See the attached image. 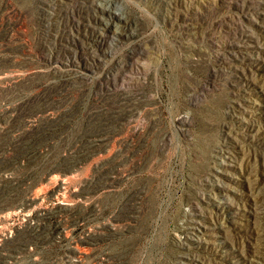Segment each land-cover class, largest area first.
Instances as JSON below:
<instances>
[{
	"label": "rangeland",
	"instance_id": "374dc122",
	"mask_svg": "<svg viewBox=\"0 0 264 264\" xmlns=\"http://www.w3.org/2000/svg\"><path fill=\"white\" fill-rule=\"evenodd\" d=\"M83 1L49 18L40 0H0V183H16L0 195V245L17 250L1 263L264 264V0H108L131 16L120 40L89 23ZM48 25L80 38L66 76L47 65ZM114 69L123 80L108 87ZM107 92L134 109L73 161L100 132ZM24 202L37 224L6 215Z\"/></svg>",
	"mask_w": 264,
	"mask_h": 264
},
{
	"label": "bare ground",
	"instance_id": "6f19581e",
	"mask_svg": "<svg viewBox=\"0 0 264 264\" xmlns=\"http://www.w3.org/2000/svg\"><path fill=\"white\" fill-rule=\"evenodd\" d=\"M36 1V0H35ZM41 1V3L43 4V8H44V10L46 11V15H48V17L50 16V15H52V14H56L59 10H61L60 9V7L62 6V3L64 2V0H40ZM81 1H83V0H81ZM87 1V0H86ZM107 1V2H106ZM110 1V0H109ZM256 1V0H255ZM76 3H77V1H75ZM79 2V1H78ZM84 2V1H83ZM229 2V1H228ZM231 2V1H230ZM35 3V2H34ZM66 3V2H65ZM108 3V0H92V2H91V11H92V14H90V16H89V18H87L88 20H89V23L91 22L92 24L91 25H93L95 28H97L98 29V31L102 34V35H104V36H109L112 40H120L121 38H123V37H125V35H128L133 29L130 27V26H128V21H129V19L131 18V16H130V13L129 12H127V10H126V8L124 7L123 8V6H121L120 4H116L115 3V5H111V4H107ZM232 3V2H231ZM41 4V5H42ZM67 4V3H66ZM86 4V3H85ZM87 4H89L88 2H87ZM230 4V3H229ZM239 4V3H238ZM262 4V3H261ZM261 4H260V2H254L253 4H249V8L251 9V11H256V12H259L260 13V10L258 11V9L259 8H261L262 6H261ZM73 5V4H72ZM37 6H38V4H37ZM68 6V5H67ZM87 6V5H86ZM229 6H231V5H229ZM248 6V5H247ZM38 7H41V6H38ZM66 7V6H65ZM70 7H71V5H70ZM69 7V8H70ZM216 7V6H215ZM36 8V7H35ZM67 8V7H66ZM223 8V7H222ZM221 8V9H222ZM241 8V7H240ZM243 8V7H242ZM64 9V8H63ZM77 9V8H76ZM230 9V8H229ZM232 9V8H231ZM37 10V9H36ZM68 10V9H67ZM217 10H219V9H217ZM225 11H227V10H225ZM40 12V11H39ZM72 12V11H71ZM70 12V13H71ZM216 12V11H215ZM264 12V11H263ZM40 13H42V12H40ZM66 13H67V11H66ZM77 13V12H76ZM87 13V12H86ZM129 13V14H128ZM61 14V13H60ZM68 14V13H67ZM72 14V13H71ZM89 14V13H88ZM197 14V13H196ZM218 14V13H217ZM261 14H262V12H261ZM39 15V14H38ZM43 15L44 14H42V18H43ZM82 15V14H81ZM188 15V14H187ZM206 15V14H205ZM208 15V14H207ZM247 15V14H246ZM264 15V14H263ZM69 16V15H68ZM76 16V15H75ZM184 16V15H183ZM197 16H199V15H197ZM215 16V15H214ZM219 16V15H218ZM52 17V16H51ZM51 17H49V18H51ZM63 16H61V18H62ZM77 17V16H76ZM75 17V18H76ZM202 17V16H201ZM60 18V17H59ZM184 18V17H183ZM190 18V17H189ZM188 18V19H189ZM196 18V17H195ZM198 18H200V17H198ZM212 18V17H211ZM217 18V17H216ZM39 19H40V17H39ZM187 19V18H186ZM202 19V18H201ZM46 20V19H45ZM50 20H52V19H50ZM60 20H62V19H60ZM66 20V19H65ZM71 20V19H70ZM83 20V19H82ZM197 20V19H196ZM252 20V19H251ZM262 20V19H261ZM56 21V20H55ZM69 21V20H68ZM72 21V20H71ZM134 21H138V19L137 20H134ZM187 21V20H186ZM189 21V20H188ZM212 21V20H211ZM250 21V20H249ZM248 21V22H249ZM53 22V21H52ZM51 22V23H52ZM57 22V21H56ZM76 22V21H75ZM79 22V21H78ZM130 22H131V20H130ZM210 22V21H209ZM208 22V23H209ZM221 22V21H220ZM59 23V22H58ZM88 23V24H89ZM182 23V22H181ZM186 23V22H185ZM189 23V22H188ZM212 23V22H211ZM226 23V22H225ZM238 23V22H237ZM250 23V22H249ZM45 24H47V23H45ZM49 24V23H48ZM130 24V23H129ZM135 24V23H134ZM196 24V23H195ZM198 24V23H197ZM210 24V23H209ZM208 24V25H209ZM219 24V23H218ZM236 24V23H235ZM61 25V24H60ZM75 25V24H74ZM78 25V24H77ZM80 25V24H79ZM78 25V26H79ZM84 25H86V24H84ZM202 25V24H201ZM49 26V25H48ZM47 26V27H48ZM77 26V27H78ZM134 26H136V25H134ZM140 26V25H139ZM188 26H190V25H188ZM204 26V25H203ZM207 26V25H206ZM50 28H51V26H49ZM58 27V26H57ZM92 27V26H91ZM133 27V26H132ZM185 27V26H184ZM192 27V26H191ZM202 27V26H201ZM225 27V26H224ZM44 28V27H43ZM137 28V27H136ZM188 28V27H187ZM190 28V27H189ZM188 28V29H189ZM198 28H200V26H198ZM203 28V27H202ZM216 28V27H215ZM49 29V28H48ZM63 28H56V27H52L51 29H49V32H48V35L50 36V39H51V44L49 45L48 44V42H47V44L49 45V49H50V53H47V55H46V57H47V59H46V61H47V65H49V66H51V69H52V67H54L55 69L53 70V72H52V74L54 73L55 75H57V76H63V75H65V74H67V73H70V71H72L73 69H75L74 68V65H76V58L78 57V43H79V36H78V34H77V32H75L74 30H73V32H71V30H72V28H71V30H70V33L69 32H66L65 30H62ZM64 29H66V28H64ZM77 29V28H76ZM84 29H85V26H84ZM92 29H93V27H92ZM96 29V30H97ZM195 29V28H194ZM214 29V28H213ZM221 29V28H220ZM228 29H229V27H228ZM243 29V28H242ZM85 30H89V29H85ZM95 30V31H96ZM238 30H239V28H238ZM241 30V29H240ZM249 30H250V28H249ZM79 31V30H78ZM97 31V32H98ZM137 31V30H136ZM202 31V30H201ZM214 31V30H213ZM218 31V30H217ZM92 32V31H91ZM96 32V33H97ZM184 32V31H183ZM188 32V31H187ZM223 32V31H222ZM232 32V31H231ZM189 33V32H188ZM213 33V32H212ZM236 33V32H235ZM47 34V33H46ZM92 34V33H91ZM248 34V33H247ZM135 35V34H134ZM209 35V34H208ZM47 36V35H46ZM214 36H216V35H214ZM213 36V37H214ZM219 36V35H218ZM227 36V35H226ZM234 36V35H233ZM238 36H239V34H238ZM241 36V35H240ZM239 36V37H240ZM252 36V35H251ZM250 36V37H251ZM87 37V36H86ZM209 37V36H208ZM242 37V36H241ZM47 38V37H46ZM127 38V37H126ZM49 39V40H50ZM81 39H82V37H81ZM85 40H86V38H84ZM97 39V38H96ZM211 39V38H210ZM46 40V39H45ZM107 40V39H106ZM221 40V39H220ZM111 41V40H110ZM263 41V40H262ZM88 42V41H87ZM113 42V41H112ZM117 42V41H116ZM103 43V42H102ZM121 43V42H120ZM217 43V42H216ZM215 43V44H216ZM227 43V42H226ZM229 43V42H228ZM227 43V44H228ZM93 44V43H92ZM117 44V43H116ZM227 44H226V46H227ZM262 44V43H261ZM87 45V44H86ZM218 45V44H217ZM233 45V44H232ZM250 44H248L247 42H244V43H242V46H241V51H242V56L243 57H245L246 56V54H248L249 52H250V49H249V46ZM134 46V45H133ZM140 46V45H139ZM213 46H214V44H213ZM85 46H83V48H84ZM91 47V46H90ZM142 47V46H141ZM225 47V46H224ZM262 48V47H261ZM105 49V48H104ZM141 49H143V47L141 48ZM93 50V51H92ZM96 50V48L95 49H87L86 47H85V49H84V51H85V53L87 54V56L89 57V59H91L90 60V62H91V64L92 65H98L99 64V62H100V60H101V54L99 55L98 53H97V51H95ZM106 50V49H105ZM83 51V50H82ZM83 51V52H84ZM137 51H139V50H137ZM227 51V50H226ZM231 51V50H230ZM82 52V53H83ZM131 52H133V51H131ZM43 53V52H42ZM84 53V54H85ZM231 53V52H230ZM234 53H236V52H234ZM44 54V53H43ZM85 54V55H86ZM228 54V53H227ZM238 54V53H237ZM40 55H42V54H40ZM81 55V54H80ZM83 55V54H82ZM105 55V54H104ZM103 55V56H104ZM126 55V54H125ZM136 55V54H135ZM86 56V57H87ZM131 56V55H130ZM138 56H139V54H137V57H136V59L138 58ZM223 57V56H222ZM234 57V56H233ZM237 57V56H236ZM84 58V57H83ZM106 58V57H105ZM127 58V57H126ZM126 58H125V60H126ZM241 58V57H240ZM250 58V57H249ZM44 59V58H43ZM42 59V60H43ZM88 59V58H87ZM219 59V58H218ZM223 60V59H222ZM237 60V59H236ZM79 61V60H78ZM88 61V60H87ZM128 61V60H127ZM227 61V60H226ZM233 61V60H232ZM231 61V62H232ZM43 62V61H42ZM81 62V61H80ZM86 62V61H85ZM89 62V63H90ZM216 62V61H215ZM218 62V61H217ZM222 62V61H221ZM224 62V61H223ZM222 62V63H223ZM103 63V62H102ZM44 64V63H43ZM90 64V65H91ZM126 64V63H125ZM244 64V63H243ZM86 65V64H85ZM91 65V67H93ZM133 65V64H132ZM117 66H119V64L117 65ZM226 66V65H225ZM121 67V66H120ZM129 67V66H128ZM229 67H230V65H229ZM77 68V67H76ZM116 68V67H115ZM119 68V67H118ZM238 68V67H237ZM120 69V68H119ZM223 69V68H222ZM230 69V68H229ZM47 70H48V67H47ZM126 71H127V69H125ZM232 70V69H231ZM46 71V70H45ZM241 71V70H240ZM221 72V71H220ZM243 72V71H242ZM126 73V72H125ZM129 73H130V70H129ZM222 73V72H221ZM229 73H230V70H229ZM228 73V74H229ZM241 73V72H240ZM51 74V75H52ZM124 74V73H123ZM236 74H238V73H236ZM50 75V76H51ZM55 75H53L54 77H55ZM132 75V74H131ZM46 76V75H45ZM66 76V75H65ZM73 76V75H72ZM120 76H123L117 69H114V71L113 72H111V74L107 77V79H106V84H107V86L109 87L110 85H111V87H112V85H115L116 83H118V81H119V79H120ZM232 76V75H231ZM71 77V76H70ZM135 77V76H134ZM49 78V77H48ZM64 78V77H63ZM82 78V77H81ZM124 78V77H123ZM128 78V77H127ZM136 78V77H135ZM228 78V77H227ZM230 78V77H229ZM228 78V79H229ZM50 79V78H49ZM51 79H52V77H51ZM60 79V78H59ZM71 79V78H70ZM84 79V78H83ZM122 79V78H121ZM120 79V80H121ZM126 79V78H125ZM129 79V78H128ZM147 79H149V78H147ZM224 79H226V78H224ZM232 79V78H231ZM238 79V78H237ZM54 80H55V78H54ZM69 80V79H68ZM82 80V79H81ZM123 80V79H122ZM127 80V79H126ZM140 79H136V81H139ZM234 80V79H233ZM52 81V80H51ZM71 81V80H70ZM77 81V80H76ZM148 81V80H147ZM149 81H152L151 79L149 80ZM229 81V80H228ZM49 82V81H48ZM128 83H132V81H130V80H128L127 81ZM142 82V81H141ZM105 83V82H104ZM119 83H121V82H119ZM126 83V82H125ZM130 83V84H131ZM150 83V82H149ZM133 84V83H132ZM144 84H145V82H144ZM148 84V83H147ZM153 84V83H152ZM228 84V83H227ZM240 84V83H239ZM50 85V84H49ZM64 85V84H63ZM62 85V86H63ZM72 85H73V83H72ZM71 85V86H72ZM75 85V84H74ZM103 85V84H102ZM124 85V84H123ZM150 85V84H149ZM68 86V85H67ZM129 86V85H128ZM145 86H146V84H145ZM231 86V85H230ZM130 87V86H129ZM148 87V86H147ZM153 87V86H152ZM229 87V86H228ZM240 87V86H239ZM68 88V87H67ZM133 88V87H132ZM64 89V88H63ZM100 89V88H99ZM105 89V88H104ZM113 89H115V88H113ZM123 89V88H122ZM121 89V90H122ZM152 89V88H151ZM53 90V89H52ZM58 90V89H57ZM67 90V89H66ZM136 90V89H135ZM144 90H145V88H144ZM110 91V90H109ZM108 91V92H109ZM111 91H113V90H111ZM127 91V90H126ZM133 91V90H132ZM131 91V92H132ZM147 91V90H146ZM145 91V92H146ZM150 91V90H149ZM231 91V90H230ZM108 92H107V94H108ZM129 92V91H128ZM232 92H233V90H232ZM62 93V92H61ZM98 93V92H97ZM101 93V92H100ZM111 93V92H110ZM236 93V92H235ZM57 94V93H56ZM102 94V93H101ZM122 94V93H121ZM128 94H130V93H128ZM133 94V93H132ZM146 94V93H145ZM148 94V93H147ZM152 94V93H151ZM53 95V94H52ZM55 95V94H54ZM59 95H60V93H59ZM111 98H112V100L110 99L109 100V98H108V100L109 101H111V102H107L108 104H109V107H105V109L100 113V122H101V129H100V132L99 133H97L93 138H91L89 141H88V143L84 146V147H81L80 149H77V150H73L72 151V153L70 154L71 155V158L73 159V161L74 160H80L81 158H83L84 157V155L85 154H87L88 152H90V150L91 149H93V148H95L96 146H97V144H98V141L100 140V139H102L103 138V136L104 137H107V136H105V135H107V134H110L111 132H112V130L116 127V125L119 123V122H121V120H123V119H125V118H127L126 116L128 115V113L131 111V110H133L134 109V107H132V108H130V106H132L134 103H132V102H134V100H132L133 98H131V97H126V96H120V97H115V95H111V94H108ZM131 95V94H130ZM244 95V94H243ZM29 96V95H28ZM108 96V97H109ZM145 96V95H144ZM25 97V96H24ZM101 97H107V95L105 94V95H102ZM136 97H139V96H136ZM135 98V97H134ZM23 99V98H22ZM103 99V98H102ZM102 99H100V100H102ZM142 99H144V98H142ZM20 100V99H19ZM28 100V99H27ZM106 100V99H105ZM152 100H154V99H152ZM232 100V99H231ZM104 101V100H103ZM238 101V100H237ZM100 103V102H99ZM103 103V102H102ZM145 103V102H144ZM147 103V102H146ZM149 103V102H148ZM35 104V103H34ZM40 104H42V103H40ZM136 104H140L139 102H137ZM23 105V104H22ZM21 105V106H22ZM25 105V104H24ZM38 105V104H37ZM43 105V104H42ZM143 105V104H142ZM149 105V104H148ZM241 105V104H240ZM17 106V105H16ZM139 107H140V105H139ZM13 108H15V107H13ZM103 108V107H102ZM101 108V109H102ZM230 108V107H229ZM246 108V107H245ZM12 109V108H11ZM17 109V108H16ZM15 109V110H16ZM146 109V108H145ZM248 109V108H247ZM229 110V109H228ZM33 111H35V110H33ZM97 111V110H96ZM13 112V111H12ZM136 112V111H135ZM134 112V113H135ZM232 112V111H231ZM20 113V112H19ZM23 113V112H22ZM233 113V112H232ZM236 113V112H235ZM247 113V112H246ZM11 114V113H10ZM15 114V113H14ZM46 114V113H45ZM64 114H66V113H64ZM131 114V113H130ZM17 115V114H16ZM47 115V114H46ZM48 115H49V112H48ZM63 115V114H62ZM98 115V114H97ZM132 115V114H131ZM238 115V114H237ZM51 115H49V117H50ZM61 116V115H60ZM67 116V115H66ZM239 116V115H238ZM241 116V115H240ZM243 116V115H242ZM10 117V116H9ZM21 117V116H20ZM48 117V118H49ZM52 117H53V115H52ZM52 117H50V118H52ZM63 116H61V118H62ZM98 117V118H99ZM132 117V116H131ZM14 118V117H13ZM12 118V119H13ZM47 118V119H48ZM65 117H63L62 119H64ZM61 119V120H62ZM243 119V118H242ZM51 120V119H50ZM56 120V119H55ZM66 120V119H65ZM51 122V121H50ZM49 122V123H50ZM65 122V121H64ZM51 123H54V121H52ZM63 123V122H62ZM122 123V122H121ZM46 124V123H45ZM56 124V123H55ZM58 124H60V122L58 123ZM32 125H34V124H32ZM44 125V124H43ZM43 125H41V126H43ZM47 125H49V124H47ZM246 125V124H245ZM37 126V125H36ZM51 126H54V125H52L51 124ZM50 126V127H51ZM59 126H61V125H59ZM56 127H57V125H56ZM230 127V126H229ZM47 128V127H46ZM60 128V127H59ZM117 128V127H116ZM241 128V127H240ZM41 129V128H40ZM44 129V128H43ZM51 129V128H50ZM54 129V128H53ZM57 129V128H56ZM230 129V128H229ZM46 130V129H45ZM58 130V129H57ZM115 130V129H114ZM113 130V131H114ZM40 131V130H39ZM43 131V130H42ZM51 131V130H50ZM55 131V130H54ZM237 132V131H236ZM55 133H57L56 131L54 132V135H55ZM28 136H29V134H28ZM27 137V136H26ZM23 141H25V140H23ZM99 143H100V141H99ZM99 145V144H98ZM97 148V147H96ZM216 150H215V153H214V155L216 156V157H220V158H223V156H224V152L226 151V149L224 148V146H219L218 145V148H215ZM214 152V151H213ZM224 162V161H223ZM225 163V162H224ZM55 175V174H54ZM58 176V175H57ZM112 175L111 174H108V175H106V176H103V179L105 180H108L110 177H111ZM60 177V176H59ZM108 178V179H107ZM51 181H53V180H59V181H63L64 179L63 178H54V177H52L51 176ZM16 180V179H15ZM14 180V181H15ZM104 180H102V181H104ZM9 181V180H8ZM17 182V181H16ZM54 182V181H53ZM59 183H63V182H59ZM58 183V186L60 185ZM11 184V183H10ZM10 184H5L4 182L3 183H0V195H2V194H6V193H9V192H11V190L15 187V184L16 183H14L13 182V184L12 185H10ZM18 185V184H17ZM63 186H64V183H63ZM63 186H61L60 188H59V192H61V193H63L61 190H62V188H63ZM65 187V186H64ZM14 189H16V188H14ZM13 189V190H14ZM65 189V188H64ZM32 199H34V198H32ZM31 199V200H32ZM35 200V199H34ZM34 202V201H33ZM31 205H30V203H21V204H19L17 207H15L13 210H10L9 212H7L6 213V215H8V216H10V215H12V214H17V213H21L22 214V216H23V221L25 222V221H27V222H31V221H35V219H39V215L38 214H36L35 212H34V209L32 208V207H30ZM194 206V205H193ZM196 208V207H195ZM192 212V211H191ZM195 214V213H194ZM190 217V216H189ZM43 219V218H42ZM186 219H187V225H185L184 227H182V229H186L187 228V232L186 233H191V232H194L195 231V229L198 227V221H197V218L196 217H191V218H187L186 217ZM39 221V220H38ZM33 223V222H32ZM35 223H36V221H35ZM34 223V224H35ZM37 224V223H36ZM35 224V225H36ZM191 235H193V234H191ZM190 235V236H191ZM95 236H93L92 237V239L94 238ZM185 237V236H184ZM178 238V237H177ZM183 238V237H182ZM188 238V237H187ZM40 239V238H39ZM38 239V240H39ZM181 239V238H180ZM36 240V239H35ZM185 240V239H184ZM186 240H188V239H186ZM41 241V240H40ZM179 241V240H178ZM187 241H185V242H182V240H181V245L184 243V244H188V243H186ZM191 243V242H190ZM1 244V243H0ZM183 244V245H184ZM16 247H7V246H3V245H0V263L2 262V261H5L9 256H11L12 254H15V252L17 251L16 249H15ZM184 260V259H183ZM183 260H181V263H185ZM188 262V261H187ZM2 264V263H1ZM185 264H187V263H185Z\"/></svg>",
	"mask_w": 264,
	"mask_h": 264
}]
</instances>
